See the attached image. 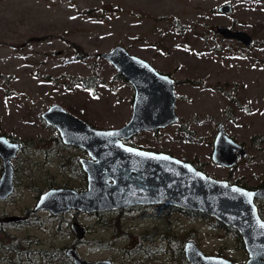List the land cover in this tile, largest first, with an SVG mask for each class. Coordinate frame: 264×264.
<instances>
[{
	"label": "rangeland",
	"instance_id": "1",
	"mask_svg": "<svg viewBox=\"0 0 264 264\" xmlns=\"http://www.w3.org/2000/svg\"><path fill=\"white\" fill-rule=\"evenodd\" d=\"M226 2L231 10L219 11ZM217 24L255 41L225 37ZM117 44L175 79L179 115L125 142L167 151L229 182L264 184V0H0V133L23 143L12 159L14 190L0 199V264H48L39 250L71 245L113 264H190L189 239L205 253L244 261L237 230L204 212L164 204L99 213L33 209L49 187L86 186L78 168L86 151L64 143L41 117L44 109L59 103L102 128L130 118L132 84L98 55ZM219 122L247 150L231 167L211 159ZM256 203L264 218V198ZM72 220L86 229L80 239ZM6 244L30 251L17 256Z\"/></svg>",
	"mask_w": 264,
	"mask_h": 264
},
{
	"label": "water",
	"instance_id": "2",
	"mask_svg": "<svg viewBox=\"0 0 264 264\" xmlns=\"http://www.w3.org/2000/svg\"><path fill=\"white\" fill-rule=\"evenodd\" d=\"M231 3L218 6L229 12ZM225 37L250 45L255 38L245 30L225 24L215 26ZM59 53V51H58ZM132 84V114L119 127H96L70 113L59 103H52L41 112L47 123L54 125L64 143L83 148L89 158L80 162L87 172V187H51L43 191L34 210L48 209L56 214L72 208L92 212L128 208L135 205L164 204L184 210L213 215L222 224L238 231L248 257L233 260L218 254L205 253L193 239L184 243V255L191 264H264V218L257 199L264 198V185L245 186L226 178L209 175L190 160L167 151L141 148L124 141L138 131L168 126L178 120L174 78L160 72L148 60L131 53L122 44L98 53ZM22 142L0 134V198L14 190L12 158ZM247 154L241 142L228 134L222 124L213 140V162L231 167ZM11 218L17 219V216ZM77 238L84 236V226L71 223ZM74 264H113L109 258L91 260L82 257L75 246L66 250Z\"/></svg>",
	"mask_w": 264,
	"mask_h": 264
},
{
	"label": "trees",
	"instance_id": "3",
	"mask_svg": "<svg viewBox=\"0 0 264 264\" xmlns=\"http://www.w3.org/2000/svg\"><path fill=\"white\" fill-rule=\"evenodd\" d=\"M121 74V73H120ZM199 167V166H197ZM172 208H176L174 206H171ZM178 208V207H177ZM189 213H194V212H200L196 210H186ZM197 214V213H195ZM238 234V233H237ZM2 242V241H0ZM242 242V241H241ZM4 243V242H3ZM243 244V243H242ZM8 245V244H6ZM8 253L12 254H17L18 255H24L25 253H28L30 250L29 248H26L25 250H21L19 248L18 244H10L8 245V249L6 250ZM39 256L41 259L46 261L48 264H55V263H60V264H74L72 259L66 256V254L62 250H46V249H41L38 251ZM14 264H18L20 261H16Z\"/></svg>",
	"mask_w": 264,
	"mask_h": 264
},
{
	"label": "flooded vegetation",
	"instance_id": "4",
	"mask_svg": "<svg viewBox=\"0 0 264 264\" xmlns=\"http://www.w3.org/2000/svg\"><path fill=\"white\" fill-rule=\"evenodd\" d=\"M156 68V67H155ZM157 69V68H156ZM159 70V69H158ZM160 71V70H159ZM160 72H163V71H160ZM164 73H166V72H164ZM169 74V73H168ZM170 75V74H169ZM171 76V75H170ZM174 82H175V79H174ZM51 105V104H50ZM71 113V112H70ZM75 115V114H74ZM42 117V116H41ZM43 118V117H42ZM43 120L46 122V120L43 118ZM176 122V121H175ZM47 123V122H46ZM48 125H51V124H49V123H47ZM51 126H53V127H55L54 125H51ZM166 127V126H165ZM56 128V127H55ZM160 128H163V127H160ZM160 128H155V129H160ZM218 128V127H217ZM56 130H57V128H56ZM148 130H152V129H148ZM58 131V130H57ZM139 132V131H138ZM137 132V133H138ZM0 134H4V133H0ZM216 134V133H215ZM6 135V134H5ZM58 136H60V134H59V132H58ZM215 136V135H214ZM60 138H61V136H60ZM11 139V138H10ZM62 140V139H61ZM214 140V139H213ZM19 141H21V140H19ZM22 142V141H21ZM22 146H23V143H22ZM21 146V147H22ZM21 149V148H20ZM19 149V150H20ZM212 149H213V147H212ZM18 152V151H17ZM16 152V153H17ZM212 152V151H211ZM210 155H211V153H210ZM247 155V154H246ZM245 155V156H246ZM81 157H86V158H89L90 156H89V154L86 152V155L85 156H80L78 159H79V163H80V167H78L79 169H80V173L83 175V176H85L86 177V186H85V188H83V189H86V187H87V172H86V170L83 168V166H82V164H81V162H80V158ZM244 157V156H243ZM241 157H239L238 158V161H239V159H240ZM13 159V158H12ZM237 161V162H238ZM193 163V162H192ZM216 163V162H215ZM196 166H199L198 164H195ZM14 166V165H13ZM199 168H200V166H199ZM261 185H264V184H261ZM257 186H260V185H257ZM52 187H59V186H52ZM65 187H69V186H65ZM49 188H51V187H49ZM71 188H73V187H71ZM74 189H76V188H74ZM83 189H76V190H83ZM47 190V189H46ZM7 198V197H6ZM1 199V198H0ZM3 199H5V198H3ZM135 206H141V205H135ZM131 207H133V206H131ZM72 209H76V208H72ZM121 209V208H120ZM40 210V209H39ZM48 210V209H47ZM76 210H78V209H76ZM67 211V210H66ZM81 211V210H80ZM102 211H104V210H102ZM86 212V211H85ZM93 213H99V211H92ZM260 212V211H259ZM52 213V212H51ZM59 213H61V212H59ZM54 214V213H53ZM57 214V213H56ZM72 221H74V220H72ZM72 221L70 222V227H71V223H72ZM77 221V220H76ZM85 228V227H84ZM71 229H72V227H71ZM73 230V229H72ZM73 232H74V230H73ZM86 233V229H85V232H84V234ZM74 234H75V232H74ZM75 236H76V234H75ZM71 246H74V245H71ZM71 246H68V247H66L65 248V250H64V253L66 254V256H68L69 258H71L68 254H67V252H66V250H67V248H69V247H71ZM63 251V250H62ZM72 259V258H71ZM96 260V259H95ZM191 264V263H190Z\"/></svg>",
	"mask_w": 264,
	"mask_h": 264
}]
</instances>
